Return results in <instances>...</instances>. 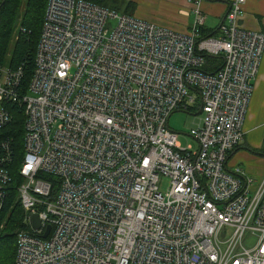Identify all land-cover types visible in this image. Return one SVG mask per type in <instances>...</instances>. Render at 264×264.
<instances>
[{
    "label": "built area",
    "instance_id": "obj_1",
    "mask_svg": "<svg viewBox=\"0 0 264 264\" xmlns=\"http://www.w3.org/2000/svg\"><path fill=\"white\" fill-rule=\"evenodd\" d=\"M244 4L202 36L197 5L179 33L47 0L28 81L0 65V234L20 208L15 264H264V173L227 168L264 52ZM196 101L183 147L168 119Z\"/></svg>",
    "mask_w": 264,
    "mask_h": 264
},
{
    "label": "crops",
    "instance_id": "obj_2",
    "mask_svg": "<svg viewBox=\"0 0 264 264\" xmlns=\"http://www.w3.org/2000/svg\"><path fill=\"white\" fill-rule=\"evenodd\" d=\"M129 1L136 5L133 16L179 33H186L191 30L194 21V8L197 5L205 16L201 31L204 28L217 36L218 27L233 0H159L160 4L164 3L160 9L162 14L159 16L153 15L156 11L153 12L144 7L151 0ZM164 8L168 9L164 10ZM243 10L242 25L247 29L261 31L264 34V0H245ZM197 103L198 101H196V106L189 112L200 115L201 118L196 126L201 124L202 119ZM243 131V141L229 155L227 168L232 170L234 167L240 166L251 176L260 178L264 173V139H262L264 134V52L253 85V93L244 119ZM250 150L261 152L262 157H258L259 154H254Z\"/></svg>",
    "mask_w": 264,
    "mask_h": 264
},
{
    "label": "trees",
    "instance_id": "obj_3",
    "mask_svg": "<svg viewBox=\"0 0 264 264\" xmlns=\"http://www.w3.org/2000/svg\"><path fill=\"white\" fill-rule=\"evenodd\" d=\"M85 1L130 15H132L131 13L134 9L133 3L121 0ZM21 3L22 0H0V65L5 63L12 36L16 31L17 40L14 42L11 58L7 66L12 70L21 67L24 81H28L33 69L34 54L47 0H26L22 22L17 26ZM21 30H24V32ZM201 35L214 36L215 34L203 28ZM206 58L210 59V62L213 61L216 65L220 63V60L217 58ZM21 123L20 119L14 121L11 133L15 138L14 141H18L19 143L21 139ZM250 152L261 154L259 151L250 150ZM13 201L14 199H10L9 202L12 203ZM13 213L14 220L10 221L5 227L3 234H0V264H15L16 248L14 231L19 226L20 208L15 207Z\"/></svg>",
    "mask_w": 264,
    "mask_h": 264
},
{
    "label": "rangeland",
    "instance_id": "obj_4",
    "mask_svg": "<svg viewBox=\"0 0 264 264\" xmlns=\"http://www.w3.org/2000/svg\"><path fill=\"white\" fill-rule=\"evenodd\" d=\"M121 1L133 3L132 1H129V0H121ZM25 3H26V0H22L20 11H19V20H18L17 26L20 25V23L22 22L23 13L25 10ZM163 4H164L163 2H162V4H160L159 0H151V2L147 6H144V7H146L148 10H151L153 12L156 11V13H154L153 15L159 16L162 14V10H160V9H161V6ZM135 8H136V5L134 4V9L131 13L132 15L134 13ZM167 9L168 8H164V10H167ZM16 34H17V32L15 31L13 36H12L11 43L9 46V50H8L6 58H5L4 66H7L9 61H10L12 49H13L14 42H15L14 37L16 36ZM200 118H201L200 115H195L192 113H184V112L174 113L169 118V127L171 128V130L178 133V135H179L178 140L183 147H185L188 144H191L193 146V148L196 147V143L192 140V138H190L187 135L189 134V131L196 126V124L199 122ZM262 139H264V134H263ZM258 157H262V155H259ZM167 183H168V180L166 178H161L160 183L158 185L160 192L164 193L166 191ZM252 241H253V239H249L247 241V244L248 245L251 244Z\"/></svg>",
    "mask_w": 264,
    "mask_h": 264
},
{
    "label": "water",
    "instance_id": "obj_5",
    "mask_svg": "<svg viewBox=\"0 0 264 264\" xmlns=\"http://www.w3.org/2000/svg\"><path fill=\"white\" fill-rule=\"evenodd\" d=\"M32 222H33V227H34V228H39V224H38V221H37V219H36V216H33V217H32ZM49 229H50V227L48 226V227L46 228L45 234L42 236L43 238L46 237V235H47Z\"/></svg>",
    "mask_w": 264,
    "mask_h": 264
}]
</instances>
